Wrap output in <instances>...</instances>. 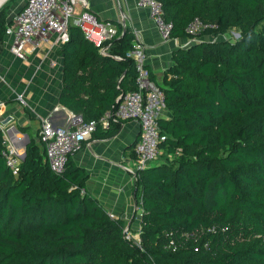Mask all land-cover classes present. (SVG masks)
Here are the masks:
<instances>
[{"label": "trees", "instance_id": "obj_1", "mask_svg": "<svg viewBox=\"0 0 264 264\" xmlns=\"http://www.w3.org/2000/svg\"><path fill=\"white\" fill-rule=\"evenodd\" d=\"M158 1L171 38H190L197 17L215 26L207 34L241 33L177 50L158 83L171 116L160 119V159L136 174L141 243L87 191L89 175L72 156L57 174L30 136L14 175L0 132V264H264V0ZM14 2L0 8V54ZM108 22L117 34L103 45L72 24L56 52L64 60L59 102L85 120L137 88L134 32Z\"/></svg>", "mask_w": 264, "mask_h": 264}, {"label": "built area", "instance_id": "obj_2", "mask_svg": "<svg viewBox=\"0 0 264 264\" xmlns=\"http://www.w3.org/2000/svg\"><path fill=\"white\" fill-rule=\"evenodd\" d=\"M137 5L148 8L159 33L164 39L171 38L173 22L165 18L164 7L158 0H138ZM82 11L78 14L77 7ZM89 0H26L6 27L5 42L10 51L20 58H27L38 47L55 35V44L63 45L70 39V25L80 26L85 35L97 45L117 34V27L112 23L98 21L89 11ZM215 27L200 18L192 20L186 31L191 41H197L199 34L207 28ZM133 41V49L128 53L136 61L138 75L137 88L120 96L117 104L98 119L85 120L82 115L68 111L63 123L50 114L40 119L39 140L44 145L50 168L60 174L65 171L68 158L76 153L86 140L91 138L98 128L108 130L112 126L122 125L127 120H137L140 125L139 139L135 144V158L131 172L136 178L139 170L157 160L160 142L165 139L161 133L160 119L167 109L164 90L152 79L151 70L146 65V47L138 32ZM102 53L107 54L105 48ZM22 102L24 97L20 94ZM6 102H0V132L6 147L2 154L14 175L19 174V167L25 154V137L16 127V117L6 109ZM112 215V214H111ZM113 216V215H112ZM131 230L125 228V237L132 238ZM176 250V245H169Z\"/></svg>", "mask_w": 264, "mask_h": 264}, {"label": "crops", "instance_id": "obj_3", "mask_svg": "<svg viewBox=\"0 0 264 264\" xmlns=\"http://www.w3.org/2000/svg\"><path fill=\"white\" fill-rule=\"evenodd\" d=\"M89 11L98 21H116L139 33L146 47V65L163 84L165 71L174 64L173 54L193 42L189 38L164 39L150 16L148 8L137 5L138 0H89ZM17 2L7 12L8 24L16 13ZM78 14L82 7H77ZM55 35L43 42L38 49L20 58L10 51L4 38V49L0 54V102L16 117L17 129L30 137L28 132L44 116L52 115L63 123L69 109L59 102L64 68L63 57L56 52L62 45L55 44ZM201 38L199 37V39ZM22 94L24 101L19 99ZM168 108L161 118H170ZM23 129V131H22ZM98 128L91 138L72 155L75 163L88 173L86 189L98 198L106 210L122 218L126 228L141 229V208L135 196L136 178L131 172L135 158V144L139 139L140 125L137 120H127L118 132L110 137L100 136ZM26 146V145H25Z\"/></svg>", "mask_w": 264, "mask_h": 264}, {"label": "rangeland", "instance_id": "obj_4", "mask_svg": "<svg viewBox=\"0 0 264 264\" xmlns=\"http://www.w3.org/2000/svg\"><path fill=\"white\" fill-rule=\"evenodd\" d=\"M9 1H11V0H7L4 4H6V3L9 2ZM15 2H17V7H16V9H17V10H16V13H17L18 11H20V10L23 8V6L25 5L26 0H15ZM4 4H3V5H4ZM3 5H2V6H3ZM2 6H1V7H2ZM16 13H15V14H16ZM206 23H207V22H206ZM209 24H210V23H209ZM240 33H241L240 28L235 27V28L231 29V30L229 31V33H227L226 35H220V36L216 37V36H214V35H212V34H207L206 31H204L203 33H200L199 36H200L201 39H205V40H214V38H216V39H218V38H227V39H229V40H231V41H234V40H236L237 38H239ZM201 36H202V37H201ZM37 125L40 127V121L38 122ZM35 126H36V124H35V125L29 130V132H28L29 136H31L32 138H35V137H36V128H35ZM39 129H40V128H39ZM28 141H29V138L26 136V137H25V144H27ZM161 153H162V152L160 151V153H159V157H158L157 160L160 159V157H161ZM130 233H131L132 238H134L135 240H137V241L141 240V238H140V233H137V231H135V230H131Z\"/></svg>", "mask_w": 264, "mask_h": 264}, {"label": "water", "instance_id": "obj_5", "mask_svg": "<svg viewBox=\"0 0 264 264\" xmlns=\"http://www.w3.org/2000/svg\"><path fill=\"white\" fill-rule=\"evenodd\" d=\"M7 0H5L1 5H0V8H1V6L6 2ZM25 155V154H24ZM24 158V157H23Z\"/></svg>", "mask_w": 264, "mask_h": 264}, {"label": "bare ground", "instance_id": "obj_6", "mask_svg": "<svg viewBox=\"0 0 264 264\" xmlns=\"http://www.w3.org/2000/svg\"><path fill=\"white\" fill-rule=\"evenodd\" d=\"M5 0H0V5L4 2Z\"/></svg>", "mask_w": 264, "mask_h": 264}]
</instances>
